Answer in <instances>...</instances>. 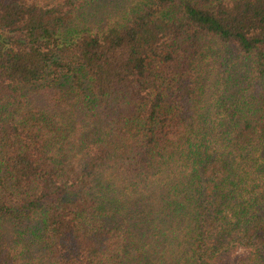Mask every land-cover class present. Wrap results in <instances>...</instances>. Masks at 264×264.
<instances>
[{
    "label": "trees",
    "instance_id": "1",
    "mask_svg": "<svg viewBox=\"0 0 264 264\" xmlns=\"http://www.w3.org/2000/svg\"><path fill=\"white\" fill-rule=\"evenodd\" d=\"M264 264V0H0V264Z\"/></svg>",
    "mask_w": 264,
    "mask_h": 264
},
{
    "label": "rangeland",
    "instance_id": "2",
    "mask_svg": "<svg viewBox=\"0 0 264 264\" xmlns=\"http://www.w3.org/2000/svg\"><path fill=\"white\" fill-rule=\"evenodd\" d=\"M247 257L249 252L242 248H235L218 257L213 264H241Z\"/></svg>",
    "mask_w": 264,
    "mask_h": 264
}]
</instances>
